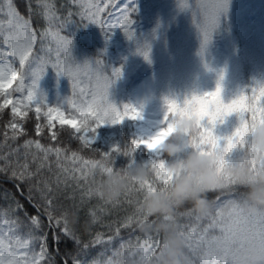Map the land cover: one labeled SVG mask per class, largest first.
<instances>
[{
    "label": "snow or ice",
    "instance_id": "obj_1",
    "mask_svg": "<svg viewBox=\"0 0 264 264\" xmlns=\"http://www.w3.org/2000/svg\"><path fill=\"white\" fill-rule=\"evenodd\" d=\"M230 0H212L211 3L189 4L186 0H178V6L181 10H191L193 23L198 29L201 37L200 55L203 56L211 41L213 32L218 28L220 17L226 15L229 9ZM45 16L50 21L55 22L54 26L42 30L39 35L32 29L30 21L20 16L18 11L12 7V0H9L7 9H0L4 19L0 20V39H2L7 49V60L5 51H0V57H5L0 61V109L10 108L12 119L8 123V127L12 129V136L5 134V140L15 139L19 132L23 131V126L17 122L16 117L23 119L27 116V110L31 106H35L37 119L40 118L42 107L47 110L43 113L47 118V127L51 128L53 121H59L60 125L69 124L77 138L87 146H94L97 139V130L104 125L115 126L121 124L126 118L130 120L141 119V110L131 104H123L117 107L116 104L109 100L110 87L122 76V68H111V74L105 75V68H101L104 61L96 59L92 62L85 61L77 63L72 54L73 40L65 34V29L72 23L96 24L105 39H109L115 29H120L128 39H135V31L133 25L135 21L132 16L138 9L132 5H123L120 3L113 4L112 0H82L77 6L75 12L69 11L66 15H60L54 5H43ZM119 9L118 13L109 11V9ZM74 18H78V21ZM39 43V48L36 47ZM139 54L150 62V46L145 44L138 48ZM18 63V67H17ZM56 71L57 75L67 76L71 83L73 100L71 97L65 99L61 104L53 107L46 102V97L41 93L38 95V82L45 74L48 67ZM207 67V64H205ZM88 83V89L81 87ZM30 80V83L28 82ZM224 73L218 74L216 87L212 91L203 94H193L189 98H185L182 102L176 99L164 98L166 112L161 122L162 127L159 131L148 138L133 139L130 143L123 147L119 144L113 145L108 151H101L94 148V151L101 153V158L96 160L84 161L77 155L72 153L71 157L63 156V160H70L72 167L61 164L62 149L44 147L37 141H25V148H29L33 143L39 149L43 156L37 167V173L30 171L27 160L28 153L25 152L24 163H20L19 151H10L7 155H0V173H8L11 179L18 180L22 184L28 185L29 193L34 190V186L29 183L39 169L44 166L48 160L49 154L54 153L57 157V165L66 174V178H71L79 183V180H87L89 175H94V171L100 174L112 172L131 167L137 163L135 154L138 149L143 146L148 152L154 153L152 157L143 161L146 165L156 169V184L167 183L166 177L163 175V165L165 163L163 155L158 149L153 147V143L157 140L161 133L171 128L170 117L174 115V109L184 105H196L199 108L202 117V127L200 130V149L206 151L209 148L219 147L227 150L232 146H240L241 136L249 124L257 122L264 123V81L255 80L252 87L241 89L230 101L225 102L222 96ZM248 91L252 95L248 96ZM259 91V97L256 93ZM13 93L22 94L21 97H13ZM259 100L257 105L255 102ZM66 105H70L72 110L78 112L80 122L77 123L75 118L66 119L65 114L61 111ZM236 114L238 117V125L234 131L227 136H218L215 129L218 124H223L227 117ZM250 117V118H249ZM42 126L36 125V133L40 134ZM83 132V135H79ZM55 140V133L52 135ZM223 141V142H222ZM17 159L13 160V156ZM124 157L127 159L126 166H118L117 158ZM34 160L37 157H33ZM77 161L80 166L77 167ZM79 173V176L74 173ZM19 187V185H17ZM155 189V184L149 183L144 188L131 185L129 190L124 194L128 204L133 201L130 198L131 193L135 191L137 194L142 191H151ZM214 200L217 204L223 205L229 200L239 198L240 192H213ZM88 197L97 196L104 204H112L113 206L120 203L102 198L96 189L88 187L84 193ZM43 199L46 201L42 205L46 219L49 221V229L60 226V220L53 215L54 210L51 207V201L42 193ZM227 197V198H226ZM31 204L32 201L29 200ZM36 208V204H32ZM188 210L181 212L176 209L175 222L180 228V234L186 242V251L190 256V264H235V253L238 247L245 241L255 244L264 249V217H244L236 213L230 217L224 216L217 211L212 216L201 219L196 216L190 209L189 205L185 206ZM4 214V219L0 221V227L7 229L0 232V264H48L51 257L47 252V236L41 235L37 237L34 233L42 227L39 215H31L22 204L13 201L5 209L0 210ZM101 211L104 209L101 207ZM14 215L8 218V213ZM24 213V218L31 225L30 233L23 234L19 231L21 220L19 213ZM93 222L97 217L95 212H91ZM187 217L196 222L195 226L181 225L178 221ZM142 217L132 211L119 220L115 221L116 234L121 229H138ZM206 221V223L202 222ZM110 230L112 224H108ZM63 235L72 239L73 244L77 248L76 253H66L71 255V261H65L64 264H149L150 260L161 251L163 246V238L159 234L145 235L137 238L135 242L121 240L120 245L112 250V255H105L101 258L97 256L91 260L82 261L79 259L80 251L87 253L90 247L98 246L101 243V234L97 233L93 240L83 243L69 234L66 221L64 222ZM116 237L109 236L108 243H112ZM39 239L40 247L38 253L33 254L32 244ZM54 241L60 243V235L53 237Z\"/></svg>",
    "mask_w": 264,
    "mask_h": 264
},
{
    "label": "trees",
    "instance_id": "obj_2",
    "mask_svg": "<svg viewBox=\"0 0 264 264\" xmlns=\"http://www.w3.org/2000/svg\"><path fill=\"white\" fill-rule=\"evenodd\" d=\"M115 1L112 0V3ZM8 2L9 0H0V9L6 11ZM81 2L82 0H12V7L21 17L30 21L32 29L39 35L42 30L54 26L55 23L46 18L44 4L54 5L60 15H66L69 11L75 12ZM186 2L200 4L211 3L212 0H186ZM134 6L138 11L133 13L132 18L141 19L148 26L144 30L133 27L135 39L132 40L128 39L120 29L110 37L126 48V57L121 61L122 69L125 72L135 70L144 73L149 94L155 101L164 102V98L168 97L182 102L193 94H203L202 90L206 85H212L214 90L221 71L224 73L222 96L225 102L234 98L241 89L254 86L252 83L255 80L264 81V0H230L228 12L226 15H221L219 26L213 32L203 56L199 54L201 37L193 23L192 12L181 10L178 0H138ZM3 19L4 16L0 13V20ZM74 19L79 22L78 18ZM65 34L73 40L72 54L77 63L101 59L104 61L101 68L106 70L104 74H111L110 60L106 52V45L111 39L106 40L96 24L72 23L66 27ZM145 44L150 46V62L137 51ZM36 47L39 48V43ZM0 51L7 52L2 39H0ZM38 86L40 89H46L52 98L59 101V104L69 97L76 99L72 94L69 78L57 75L50 66L39 80ZM81 87L88 89L86 79ZM110 91H113L111 87ZM247 95L251 96V91H248ZM256 95L259 97V91ZM109 100L117 107L122 106L117 94L111 93ZM255 103L258 105L259 100L257 99ZM11 119L10 108L0 109V155L18 150L20 163H24V155L27 152L30 171L33 173H37L39 158H42L43 153L36 148L35 143L25 148V141L38 140L46 148H61L63 150L61 164L72 167L71 161L63 160V156L71 157L72 153L76 152L84 161L96 160L101 158V153L94 151V148L108 151L115 144L123 147L133 139H138L133 121L126 118L121 124L110 125L109 128L100 127L97 130L99 134L109 133L110 136L104 143L98 141L94 146H87L77 138L78 134L71 127L58 125L51 131L44 118L37 119L35 112L29 109L26 117L16 119L23 126V131L19 132L15 139L10 138L6 141V133L9 137L12 136V129L8 127ZM80 119L77 114L78 124ZM37 124L42 126L39 135L36 133ZM237 125L238 117L232 114L223 124L217 125L215 133L222 137L230 135ZM53 133L56 136L55 140L52 139ZM153 155L141 146L135 154V159L137 162H143ZM34 156L37 159L34 160ZM15 159L17 157L14 155L13 160ZM56 161L55 154H49L44 166L29 181L34 186L31 194L27 184L11 179L8 173H0V210L16 201L24 206L27 213L39 215L42 227L34 234L37 237L47 236V252L51 257L48 264H64L66 260L70 262L72 257L66 256V253L77 252L72 239L63 235L65 221L69 234L78 238L82 244L93 240L97 233L101 234L102 239L98 246L90 247L87 253L80 251L79 259L82 261L91 260L98 253L101 258L105 255L111 256L112 250L120 245L121 240L135 242L137 238L144 236L140 230L134 228L121 229L117 235L114 223L135 210L136 201L141 198V193L137 194L135 191L131 193L130 198L133 201L131 205L127 203L124 195L120 197V203L115 206L104 204L99 197H88L84 194L88 187L96 188L102 179V174L94 171V175H89L86 181L81 179L78 183L74 179L66 178V174L61 171ZM116 163L118 166H126L127 159L118 157ZM76 166H80V161H77ZM74 175L79 176V173ZM42 193L51 201L53 215L61 222L59 227L51 230L42 207L46 203ZM215 195L209 193V198L214 199ZM29 200L32 201L31 204ZM32 204H36V208H33ZM101 207L104 211H101ZM179 210L184 212L188 209L184 207ZM93 211L97 217L95 222L91 215ZM13 215L9 212L8 218ZM19 217L20 233L29 234L31 225L24 218V213H19ZM4 218L3 212L0 211V221ZM202 222L206 223V221ZM178 223L186 226L196 224L194 219L190 220L187 217L181 218ZM108 224H112L111 230L106 227ZM6 230L0 227V232ZM55 235H60L59 244L53 239ZM109 236L116 237L112 243L107 242ZM39 247L40 243L37 239L32 244L33 254L38 253Z\"/></svg>",
    "mask_w": 264,
    "mask_h": 264
},
{
    "label": "clouds",
    "instance_id": "obj_3",
    "mask_svg": "<svg viewBox=\"0 0 264 264\" xmlns=\"http://www.w3.org/2000/svg\"><path fill=\"white\" fill-rule=\"evenodd\" d=\"M171 128L161 133L153 147L163 155V175L167 183L156 184V169L144 162L102 173L96 186L105 200L115 202L135 184L155 189L142 191L135 211L142 217L138 229L145 235L163 238L161 251L149 264H190L186 242L175 222L176 209L190 206L206 219L217 211L224 216L264 217V123L249 124L240 146L200 149L202 117L196 105L174 109ZM240 192L237 199L223 205L209 198L213 192ZM235 264H264V249L245 241L235 253Z\"/></svg>",
    "mask_w": 264,
    "mask_h": 264
},
{
    "label": "rangeland",
    "instance_id": "obj_4",
    "mask_svg": "<svg viewBox=\"0 0 264 264\" xmlns=\"http://www.w3.org/2000/svg\"><path fill=\"white\" fill-rule=\"evenodd\" d=\"M120 3V7H123V5H132L134 6L137 3V0H117L114 4ZM109 11H115L118 13L119 9H109ZM133 27H136L140 30H144L148 25L144 23L141 19H135ZM115 29L113 33L116 31ZM112 33V34H113ZM111 34V35H112ZM108 41L106 45V52L108 55V58L110 60V67H121V61L125 59L126 55V48L123 47L118 41L112 40ZM5 57L7 60H12V57H7L5 53ZM5 57H0V61L4 60ZM18 67V65H17ZM144 73H138L135 70H131L129 72H125L122 69V76L116 80V82L111 86V89L113 91L109 92V95L111 93L118 95V100L121 101V104H131L136 106L141 110V119L132 120L133 126L136 130V134L138 138H148L153 135H155L159 129L162 127V121L164 119V114L166 112V105L164 102L155 101L149 94L148 90V84L144 80ZM30 83V80L28 81ZM118 90H116V88ZM213 86L212 85H206L202 92H208L212 91ZM43 94L46 97V102L49 106H57L59 105V101L55 98H52L50 93L46 89H40L38 86V95ZM22 94L20 93H13V97H21ZM30 110H33L35 112V106H31ZM47 109L42 107L40 118H44L45 122L48 124L47 118L44 117L43 113ZM61 111L64 112L66 119H72L75 118L77 123V112L73 111L70 105H66L64 108L61 109ZM36 114V113H35ZM37 116V115H36ZM19 117H16L17 119ZM60 125L59 121H53V125L50 128L51 131L55 126ZM66 126L71 127L69 124H64ZM62 126V125H60ZM110 125H104L102 127L109 128ZM72 128V127H71ZM74 130V129H73ZM75 131V130H74ZM83 135V132L81 133ZM110 136V134L101 135L97 132V139L96 142H102L104 143L107 139V137ZM154 154V153H152ZM227 198V197H226ZM102 239V238H101Z\"/></svg>",
    "mask_w": 264,
    "mask_h": 264
}]
</instances>
